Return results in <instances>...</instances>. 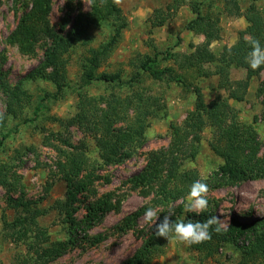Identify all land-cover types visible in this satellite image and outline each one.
Returning a JSON list of instances; mask_svg holds the SVG:
<instances>
[{"label":"trees","instance_id":"1","mask_svg":"<svg viewBox=\"0 0 264 264\" xmlns=\"http://www.w3.org/2000/svg\"><path fill=\"white\" fill-rule=\"evenodd\" d=\"M52 1L31 0L30 6L6 37V42L16 46L23 55H33L41 42L44 45L41 62L28 71L23 80L49 82L55 89L54 96L61 95L68 88V55L81 46L87 47L82 64L84 85L92 82L119 83V73L97 74L127 26L125 16L114 0H89V12L79 17L66 32H61L67 24L66 20L60 26L61 31H56L50 24ZM239 1L225 0L223 11L229 17H242L246 27L239 32L235 43L223 47L218 55L211 51L210 45L212 41L221 38L219 18L200 15L199 5L192 0H171L164 8L154 10L149 18L150 28H160L181 7L187 6L195 17L185 26L186 30L195 35L205 34L207 38L201 43L190 45L191 51L187 54H168L171 65L166 67L160 66L157 56L150 58L136 55L130 61L135 70L134 81L140 82L142 73L154 82H177L186 86L195 99L193 109L185 119L181 123L170 124L167 145L149 152L144 166L124 182L130 191H138L150 199L147 205L124 216L115 227L118 231L134 230L148 208L157 211V223L169 210L173 222L187 219L203 221L207 216H214L209 210L200 216L184 212L190 186L197 180L207 183L210 191L244 181L264 180V154L261 153L262 146L257 132L252 125L242 124L238 120L237 110L229 103L244 101L249 81L259 77L264 69L262 66L252 70L245 62L250 51L246 40L248 35L257 38L261 47H264V17L254 3L242 10ZM104 23H110L112 27L111 39L98 48L88 47L89 29ZM1 62L0 54V101L5 105V112L0 115V148L10 133L5 130L8 119H19L30 97L22 89L21 82L11 86L5 81ZM231 69L243 70L245 77L232 80ZM210 77H217L218 88L225 90L227 95L206 103L201 89L188 79ZM39 111L38 107L34 109V118ZM165 112L163 100L144 89L125 97L114 94L107 97L78 94L75 114L66 120L57 119V122L66 133H69L71 127H76L84 136L89 137L95 145L98 161L88 157L84 142L75 145L69 138L51 135L52 139L59 142L51 146L57 155L54 173L65 184L63 199L55 201L49 209L40 206V199L27 200L22 196H9L6 199L8 207L16 215L11 221L2 217L3 234L11 243L24 245L29 259L26 258L22 264H49L57 260L77 243L76 235L79 231L84 232L82 240L90 244L103 240L102 235L91 238L85 231L101 222L106 213L118 212L124 197L116 195L114 191L97 197L95 183L99 180L98 172L131 159L146 142L145 132L149 121L165 116ZM260 120L264 125V107ZM207 127L211 130L209 148L222 160V164L209 177L202 178L197 170L183 169L182 166L185 161L194 160L198 154L201 135ZM106 182L109 183V180ZM0 186L14 191L3 169H0ZM83 199L92 200L84 204ZM81 206L85 213L78 220L77 213ZM50 209L62 217L67 240L51 241L47 229L38 224V219ZM262 225V229L251 232L252 225L233 219L226 229L220 233L213 231L210 240L192 245L190 249L207 259L228 242H235L242 237L249 241L252 235L253 240L248 245L243 244L241 250L249 257L264 255V220ZM138 234L139 238H143L142 244L123 264H149L163 253L167 240L155 235V226Z\"/></svg>","mask_w":264,"mask_h":264},{"label":"rangeland","instance_id":"2","mask_svg":"<svg viewBox=\"0 0 264 264\" xmlns=\"http://www.w3.org/2000/svg\"><path fill=\"white\" fill-rule=\"evenodd\" d=\"M171 0H124L120 5L127 21L126 28L121 32L116 46L108 58L102 62L97 74L119 73L121 81L118 83L92 82L84 85L82 80V64L86 55V48L81 46L73 49L68 55L67 83L68 88L59 96L49 82L40 80L24 81V76L32 68L39 65L43 58V43L38 45L33 55H23L16 46L6 42V37L17 24L20 16L30 6L31 0H0V54L2 55V74L5 81L14 86L21 82L22 89L29 94V103L23 110L19 119L7 121L6 131L8 137L0 148V169L7 174L12 188L0 186V264H22L28 258L22 244L11 243L3 234L2 217L11 221L16 215L8 207L7 197H23L27 200H39L40 206L49 209L54 202L63 199L65 184L54 173L56 152L51 145L59 142L51 135L63 136L77 145L84 142L87 145V155L92 161H98L97 151L93 141L84 136L79 129L71 127L69 133L58 124L57 119L66 120L75 114V105L78 94L94 97H107L116 95L125 97L138 90L149 91L159 96L165 104V116L151 119L145 132L144 146L129 160L120 165L110 166L98 172L99 180L95 183L97 197L114 191L116 195L124 197L119 211L106 213L101 222L94 224L86 230L88 237L102 235L103 240L97 244H90L84 240V232H77V243L62 257L49 264H123L142 244L139 232H146L151 227L138 221L134 230L120 232L116 225L120 220L134 212L143 205H147L150 198H145L138 191H130L124 185L127 179L138 172L145 164L149 152L165 147L169 140V126L172 123H181L186 115L193 109L194 95L189 89L177 82L152 81L147 75L140 73V82L133 79L134 68L131 59L140 55L149 56L156 60L161 67L171 65L167 58L171 53H189L190 45L204 41L205 34L195 35L186 30L185 26L194 19L195 15L187 7H181L174 17L160 28H150L149 18L153 11L164 8ZM199 5L202 16L219 18L221 38L212 41L211 51L218 55L223 47L235 43L240 31L244 30L246 23L242 17H229L224 9L225 0H192ZM250 3H254L264 17V0H240L239 6L243 10ZM90 10L89 0H53L50 24L56 31L64 20L67 24L61 32H66L74 22ZM88 47L98 48L112 37L110 23L91 27L87 33ZM245 77L241 69H231L230 78L238 80ZM201 89L206 103L217 101V97L224 98L227 93L217 86V77L188 79ZM237 110L238 120L242 124L252 125L261 142L264 154V125L260 120L264 107V69L259 77L249 81L247 93L242 102H229ZM38 107L39 113L33 117L34 109ZM5 112V105L0 101V115ZM255 118H257L255 120ZM211 130L207 127L201 135L199 152L194 160L185 161L183 169H195L202 178L209 177L222 164V160L215 156L209 148ZM109 180V183L106 180ZM49 185L50 187H48ZM46 188H48L46 190ZM92 199H83L86 204ZM209 207L214 216L224 219L229 224L233 219L247 224L250 231L263 228L264 220V180L240 182L234 186H226L209 191ZM82 205V204H81ZM217 207V208H216ZM85 210L81 206L77 219L84 216ZM40 227L46 228L51 241H64L68 239L62 217L55 211L38 219ZM249 241L253 240L250 236ZM249 241L240 238L235 242H228L221 246L218 252L207 259L178 243L175 240L166 242L163 253L149 264H264V255L249 257L244 255L241 247L248 245Z\"/></svg>","mask_w":264,"mask_h":264},{"label":"clouds","instance_id":"3","mask_svg":"<svg viewBox=\"0 0 264 264\" xmlns=\"http://www.w3.org/2000/svg\"><path fill=\"white\" fill-rule=\"evenodd\" d=\"M118 5L124 0H114ZM250 51L245 57V62L252 70L260 69L264 66V47H261L260 41L252 35L246 37ZM209 187L207 183L200 180L195 181L190 186L184 212L200 216L208 211ZM158 213L153 208H148L143 216V222L146 225L155 226V235L165 240H175L185 246H192L206 242L212 238V232L220 233L226 229L229 224L219 216H207L203 221H193L190 219L173 222L171 218L172 212L158 221Z\"/></svg>","mask_w":264,"mask_h":264}]
</instances>
